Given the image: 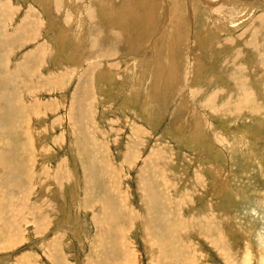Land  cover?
Instances as JSON below:
<instances>
[{
  "label": "rangeland",
  "instance_id": "obj_1",
  "mask_svg": "<svg viewBox=\"0 0 264 264\" xmlns=\"http://www.w3.org/2000/svg\"><path fill=\"white\" fill-rule=\"evenodd\" d=\"M0 264H264V0H0Z\"/></svg>",
  "mask_w": 264,
  "mask_h": 264
},
{
  "label": "bare ground",
  "instance_id": "obj_2",
  "mask_svg": "<svg viewBox=\"0 0 264 264\" xmlns=\"http://www.w3.org/2000/svg\"><path fill=\"white\" fill-rule=\"evenodd\" d=\"M173 248H174V247H173ZM173 248H172V250H173ZM175 248H176V247H175ZM163 251H166V250L163 249ZM176 257H178V256L176 255Z\"/></svg>",
  "mask_w": 264,
  "mask_h": 264
}]
</instances>
